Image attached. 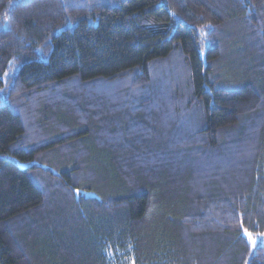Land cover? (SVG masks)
Returning <instances> with one entry per match:
<instances>
[{
	"label": "trees",
	"instance_id": "16d2710c",
	"mask_svg": "<svg viewBox=\"0 0 264 264\" xmlns=\"http://www.w3.org/2000/svg\"><path fill=\"white\" fill-rule=\"evenodd\" d=\"M250 236L264 0H0V264H264Z\"/></svg>",
	"mask_w": 264,
	"mask_h": 264
},
{
	"label": "rangeland",
	"instance_id": "374dc122",
	"mask_svg": "<svg viewBox=\"0 0 264 264\" xmlns=\"http://www.w3.org/2000/svg\"><path fill=\"white\" fill-rule=\"evenodd\" d=\"M10 77V73L7 74V78H6V87L8 88L9 87V81H8V78ZM250 242L253 244V245H256V244H260L262 246H264V236L263 237H253V236H250Z\"/></svg>",
	"mask_w": 264,
	"mask_h": 264
}]
</instances>
